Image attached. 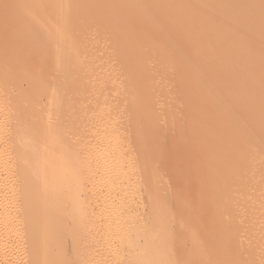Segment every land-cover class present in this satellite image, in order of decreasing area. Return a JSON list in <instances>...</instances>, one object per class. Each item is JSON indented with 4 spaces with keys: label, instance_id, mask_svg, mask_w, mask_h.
<instances>
[{
    "label": "bare ground",
    "instance_id": "6f19581e",
    "mask_svg": "<svg viewBox=\"0 0 264 264\" xmlns=\"http://www.w3.org/2000/svg\"><path fill=\"white\" fill-rule=\"evenodd\" d=\"M176 1L0 4V264H264L263 12Z\"/></svg>",
    "mask_w": 264,
    "mask_h": 264
},
{
    "label": "rangeland",
    "instance_id": "374dc122",
    "mask_svg": "<svg viewBox=\"0 0 264 264\" xmlns=\"http://www.w3.org/2000/svg\"><path fill=\"white\" fill-rule=\"evenodd\" d=\"M106 2L108 1V0H105ZM183 1V0H182ZM224 1H227V3L228 2H230V0H224ZM232 1V0H231ZM248 2H253L254 4L252 5V7H251V10H252V12L251 13H256L257 12V14H254V15H250L249 16V19L247 20V19H245V24H246V26L247 25H252V26H250L251 28H254V27H256L257 26V24H259L257 21H260V18L264 15V0H247ZM256 3H255V2ZM10 3V0H0V4H7V3ZM157 2V1H156ZM158 3V2H157ZM156 3V4H157ZM177 3H182L181 2V0H177L176 1V4ZM262 3H263V5H262ZM154 4H155V2H154ZM159 4V3H158ZM111 6V7H110ZM110 6H108V7H106V8H109V9H112V8H114L115 7V5H110ZM152 6V4L150 5V7ZM157 5H155V7H156ZM260 9V10H259ZM257 10V11H256ZM262 12H263V15H262ZM220 13H222V11L220 12ZM259 13H260V15H259ZM218 14H219V12H218ZM217 14V15H218ZM220 15V14H219ZM256 15V16H255ZM258 15V16H257ZM262 15V16H261ZM216 17V16H215ZM214 17V18H215ZM250 17H252V18H250ZM255 17V19H258V20H255V19H253ZM258 17V18H257ZM246 18V17H245ZM263 18V17H262ZM216 19H218V18H216ZM244 19V18H243ZM242 19V20H243ZM110 20H112V17H111V19ZM263 20V19H262ZM246 21H247V23H246ZM248 26V27H249ZM262 26V25H261ZM249 27V28H250ZM209 30L208 31H211L210 30V28H208ZM204 30H206V29H204ZM237 30H238V28H237ZM256 40V41H255ZM258 39H253V40H251V42H250V44H252V42L253 43H256V44H254L255 46L256 45H258V44H260V41H257ZM253 45V44H252ZM253 45V46H254ZM194 56V55H193ZM193 56L191 55L189 58H193ZM260 58V59H259ZM259 58H257V59H254V58H251L250 60L251 61H249L250 63V65H251V67H250V65H249V68H256L260 63H261V60H263L261 57H259ZM253 60V61H252ZM197 68V65L195 64V66L193 65V68ZM192 72H194V73H196V74H194V73H192ZM199 72L200 71H196V70H192L191 71V76H192V78L190 77V79H189V83H191V81L194 79V80H197L196 79V77H198V75H199ZM193 74V75H192ZM193 80V81H194ZM186 169V168H185ZM184 169V170H185ZM183 170V169H182ZM183 170V171H184ZM187 170V171H186ZM184 172H182L181 173V175H182V178L184 177V179H182L181 178V175H179L176 179H170L171 181H168L169 180V178L171 177V175H172V177L171 178H175L176 176L174 175V174H177L176 173V171H175V173H173V171H172V173H171V175L168 177V180H167V182H168V186H170V187H172L173 188V190H171V194H173V195H164L163 197H164V199L165 200H168V202H174L175 201V204H173V202H172V206H175L176 207V203L177 202H180V200H181V204L180 205H187L189 208H190V206H191V208H195L196 210H195V212L197 213V211H198V209H197V207H199V206H201V207H199L201 210H200V212H202V213H204V212H206V211H209L208 213V217L210 218H214V215L215 216H219L220 217V215H221V213H222V208H223V206L222 207H220V208H218L217 210H215V205L214 206H212L210 209H209V205L210 204H208L207 205V203L209 202V197L211 196V194H212V197H216V198H219L218 196H221V194L222 193H224V188H223V190H222V188L220 187V188H217V185L215 186V185H212V186H214L216 189L214 190V188L212 187V186H208L209 185V183H214V182H216L215 180H218L217 178H214L213 176H209V175H206V174H204L205 172H203V171H195L194 169H192V168H188V169H186ZM190 170H193V171H190ZM238 170V169H237ZM195 171V172H194ZM186 172V173H185ZM192 172V173H191ZM239 172H240V169H239ZM184 173V174H183ZM241 173V172H240ZM242 174H244L243 172H242ZM241 174V175H242ZM204 177H203V176ZM173 176H175V177H173ZM205 176H208V177H205ZM181 179H180V178ZM212 177V178H211ZM180 179V182H179V179ZM204 178H206V179H204ZM211 178V179H210ZM178 179V180H177ZM207 179H208V181H207ZM215 179V180H214ZM174 180V181H173ZM206 180V181H205ZM214 181V182H211V181ZM172 184H171V183ZM208 182V183H207ZM207 184V185H206ZM215 184V183H214ZM176 185V186H175ZM206 185V186H205ZM181 186V187H180ZM178 189H177V188ZM209 187H210V190H212V192L209 190ZM212 187V188H211ZM171 188V189H172ZM204 189V190H203ZM205 189H206V191H205ZM221 189V190H220ZM214 190V191H213ZM218 190V191H217ZM202 191V192H201ZM207 191H208V194H207V203H206V201L203 203V202H201L202 200H203V198L202 197H205L204 199L206 200V196H202L203 194H205L206 195V193H207ZM211 192V194H210V192ZM220 191V192H219ZM174 192H176V193H174ZM206 192V193H205ZM217 192V193H216ZM196 193V194H195ZM230 193V194H229ZM175 194H176V196H175ZM199 196H198V195ZM213 194H214V196H213ZM225 194V193H224ZM226 194L228 195V197L227 198H230L229 196H236L235 198V200H238V201H242V198H243V200H244V202L246 201V199L247 200H249V202H250V200H257V198L259 197V195H258V197L256 196V195H247V193L246 194H238L237 195V191H230V192H226ZM202 197H201V196ZM166 196H167V199H166ZM194 196V197H193ZM169 197V198H168ZM174 197V198H173ZM176 197V198H175ZM200 197H201V199H200ZM170 198H171V200H170ZM187 198V199H186ZM193 198V199H192ZM199 198V200L197 201V199ZM221 198V197H220ZM176 199V200H175ZM183 199V200H182ZM211 200H213V198H210ZM188 200H190V201H188ZM210 200V201H211ZM189 202V203H188ZM199 202V203H198ZM252 202V201H251ZM203 204L204 205V207H203V205H201V204ZM177 204H179V203H177ZM197 204L199 205V206H197ZM170 205H171V203H170ZM180 205H178V206H180ZM184 207V206H183ZM186 207V206H185ZM188 207H186V208H188ZM213 207H214V209H213ZM181 209V208H180ZM183 209V208H182ZM220 209H221V211H220ZM177 210V209H176ZM204 212H203V211ZM213 210V211H212ZM216 211H218V212H216ZM194 212V211H193ZM215 212V213H214ZM221 212V213H220ZM196 213H194V214H196ZM220 213V214H219ZM206 215V214H205ZM210 215V216H209ZM217 216V217H218ZM207 217V218H208ZM216 217V218H217ZM209 219L210 221L212 220V219ZM204 236H202V234H201V236L199 235V237H198V235H197V237H196V240L197 241H201L202 240V238H203ZM200 239V240H199ZM195 240V239H194Z\"/></svg>",
    "mask_w": 264,
    "mask_h": 264
}]
</instances>
